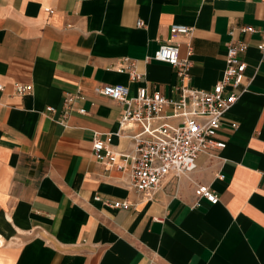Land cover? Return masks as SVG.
Instances as JSON below:
<instances>
[{
  "label": "crops",
  "instance_id": "0c3cea01",
  "mask_svg": "<svg viewBox=\"0 0 264 264\" xmlns=\"http://www.w3.org/2000/svg\"><path fill=\"white\" fill-rule=\"evenodd\" d=\"M263 21L264 0H0V264H264V55L259 34L239 32ZM171 24L193 28L191 36L171 38ZM231 30L248 44L243 83H251L222 117L225 147L200 154L187 176L168 175L136 208L94 201L138 197L128 172L92 155L95 135L121 131V106L92 89L124 85L131 97L145 87L176 99L175 70L150 59L170 39L182 56L191 43L185 83L209 90ZM122 58L134 61L139 81L117 71ZM14 82L30 84V94L14 95ZM66 94L79 95L72 107L86 114L63 117ZM110 144L132 152L123 135ZM196 185L218 202L195 206Z\"/></svg>",
  "mask_w": 264,
  "mask_h": 264
},
{
  "label": "built area",
  "instance_id": "2783aa9c",
  "mask_svg": "<svg viewBox=\"0 0 264 264\" xmlns=\"http://www.w3.org/2000/svg\"><path fill=\"white\" fill-rule=\"evenodd\" d=\"M142 25L139 21L138 26ZM192 29L181 24H171L169 34L171 38L190 37ZM239 32L242 35L259 34L260 40L256 48L264 55V21L259 27H240ZM232 34L231 30V39L226 43L225 67L221 78L209 90H199L185 83L189 81L191 43H186V51L182 56L179 45L170 39L159 44L150 59L168 64L175 70L179 82L176 87V99L167 98L159 92H149L145 87L137 88L131 97L128 87L124 85H99L92 89L94 95L107 98L121 106L118 118L121 131L107 134L105 138L95 135L92 140V155L108 170L128 172L131 188L138 197L136 202H130L105 200L96 195L93 197L94 201L114 210L128 211L136 208L140 203L153 200L168 175L172 174L175 178L187 176L196 170V159L200 154L210 156L225 147L224 142L217 140L222 117L248 90L251 83L250 79L246 84L243 83L246 70L243 56L248 44L243 39H233ZM135 67L134 61L122 58L117 71L126 72L129 80L136 82L142 75L136 72ZM12 89L14 95L24 96L30 94L32 86L14 82ZM74 98L81 97L66 94L63 98V117L73 110L86 114L83 109L72 107ZM53 112L52 107L45 110L46 114ZM133 125L139 128L137 133H122ZM119 134L131 140V153L112 148L111 136ZM195 190V206L199 204V199H205L213 205L218 202L217 195L208 187L196 185Z\"/></svg>",
  "mask_w": 264,
  "mask_h": 264
}]
</instances>
